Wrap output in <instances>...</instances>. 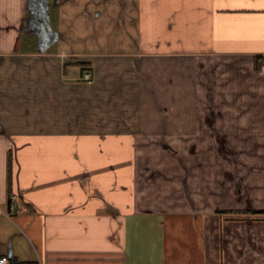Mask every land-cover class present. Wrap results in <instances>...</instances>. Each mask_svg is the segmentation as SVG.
<instances>
[{
    "label": "crops",
    "instance_id": "1",
    "mask_svg": "<svg viewBox=\"0 0 264 264\" xmlns=\"http://www.w3.org/2000/svg\"><path fill=\"white\" fill-rule=\"evenodd\" d=\"M28 2L0 0V62H43L46 84L83 80L95 93L78 101L86 113L61 98L38 121L28 100L35 85L10 86L17 100L0 87V257L264 264V219L217 215L194 207L196 197L160 198V179L140 181L142 169L188 172L180 158L190 160L200 137L202 100L229 74L260 68L264 0H56L60 38L44 52L23 49L26 33L38 41L24 29ZM218 61L233 71H214Z\"/></svg>",
    "mask_w": 264,
    "mask_h": 264
},
{
    "label": "rangeland",
    "instance_id": "2",
    "mask_svg": "<svg viewBox=\"0 0 264 264\" xmlns=\"http://www.w3.org/2000/svg\"><path fill=\"white\" fill-rule=\"evenodd\" d=\"M48 1L50 2L51 25L53 29H56L58 6L56 0ZM23 41L25 43L23 49L38 48V41L35 42L33 36L27 33ZM56 44H52L48 50L54 51ZM263 59L260 68L258 66L256 72H252L254 75H250L247 71L243 72L244 74L234 72L228 75L233 71L228 68L232 65L230 61L214 62L215 64L212 65L214 69H212L219 74L224 71L228 77L225 80V86H221L222 88L219 86L221 90L214 87L218 91L209 93V97L202 100L204 124L200 131L201 138L195 140L192 145L190 160L180 158L182 168L189 171L163 172L153 169L146 172L142 169L140 175L142 184L148 181L150 183V180L157 182L160 179V198L165 195L173 201L176 197H179V200L196 197L197 202L194 207L214 210L217 215H233L234 220L237 216L239 220H250L251 216L264 219V214L251 212V210H264ZM38 63L39 65L35 68L28 67L29 63L26 62L1 61V90L12 96L11 99L17 100L19 95L18 93L12 94L10 86L30 85L33 89L35 85L37 88L34 90L35 96L34 98L28 96V100L36 102V109L34 108L32 112L38 121H40L39 116H49L51 113L48 109L49 103L59 106L61 98L64 100V105L68 102L69 107L78 108L80 106V110L83 109L86 113V104L84 105L83 102L79 105L78 101L90 102L95 93L93 87L85 84L83 80L65 82L66 85L60 81L46 84L44 77L46 72L42 71L44 63ZM10 68L15 69L11 77L5 75ZM22 70H25L27 74L19 72ZM50 86L53 89L51 93L42 91L47 87L51 88ZM79 95L80 97L77 98ZM46 104L48 105L45 107ZM164 149L168 153L178 155V152L169 146L165 145ZM192 164L193 167H191ZM198 164L200 166L206 164L210 168L208 171L197 173L198 170L195 172V169ZM165 192L169 194L166 195Z\"/></svg>",
    "mask_w": 264,
    "mask_h": 264
},
{
    "label": "water",
    "instance_id": "3",
    "mask_svg": "<svg viewBox=\"0 0 264 264\" xmlns=\"http://www.w3.org/2000/svg\"><path fill=\"white\" fill-rule=\"evenodd\" d=\"M30 14L28 16L27 26L24 28L26 31L31 29V32L38 37V49L40 52L46 51L51 44L59 40V33L52 28L50 13H49V1L48 0H29ZM34 9L39 11V17L34 13ZM35 19H39L36 22V26L32 27L30 22H34ZM8 257L12 258V252L9 251Z\"/></svg>",
    "mask_w": 264,
    "mask_h": 264
},
{
    "label": "built area",
    "instance_id": "4",
    "mask_svg": "<svg viewBox=\"0 0 264 264\" xmlns=\"http://www.w3.org/2000/svg\"><path fill=\"white\" fill-rule=\"evenodd\" d=\"M262 69L264 70V59H263V62H262ZM14 208V205L12 204L11 205V209ZM11 261H10V258L8 256H2L0 257V264H10Z\"/></svg>",
    "mask_w": 264,
    "mask_h": 264
},
{
    "label": "trees",
    "instance_id": "5",
    "mask_svg": "<svg viewBox=\"0 0 264 264\" xmlns=\"http://www.w3.org/2000/svg\"><path fill=\"white\" fill-rule=\"evenodd\" d=\"M259 58H260V57H256V62H257V60H259ZM10 166H11V162H10ZM242 212H250V211H242ZM251 212H252V213H253V212H254V213H258V214H264V210H256V211H254V210L252 211V210H251Z\"/></svg>",
    "mask_w": 264,
    "mask_h": 264
},
{
    "label": "flooded vegetation",
    "instance_id": "6",
    "mask_svg": "<svg viewBox=\"0 0 264 264\" xmlns=\"http://www.w3.org/2000/svg\"><path fill=\"white\" fill-rule=\"evenodd\" d=\"M33 11H34V13H36V14L38 15V17H39V11H38L37 9H34ZM37 21L39 22V19H35L34 22H30V25H31L32 27L36 26V22H37Z\"/></svg>",
    "mask_w": 264,
    "mask_h": 264
}]
</instances>
